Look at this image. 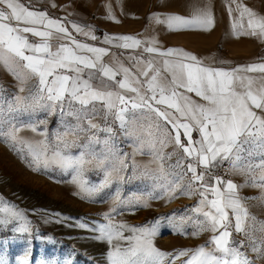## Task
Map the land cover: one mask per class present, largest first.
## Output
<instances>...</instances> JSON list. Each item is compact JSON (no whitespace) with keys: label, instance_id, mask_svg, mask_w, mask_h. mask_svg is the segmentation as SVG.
Wrapping results in <instances>:
<instances>
[{"label":"snow or ice","instance_id":"6c2138e0","mask_svg":"<svg viewBox=\"0 0 264 264\" xmlns=\"http://www.w3.org/2000/svg\"><path fill=\"white\" fill-rule=\"evenodd\" d=\"M228 11L235 35L264 40V15L242 0H229ZM153 18L175 31L208 30L214 24L206 7L194 9L189 17L169 14L161 19L154 14ZM71 29L64 19L52 18L23 0H0V65L17 81L18 92L27 93L11 100L0 95V106L7 103L11 113L59 109L62 117L71 118L63 119V131L52 135L39 129L44 120L0 119V140L33 171L55 167L71 175V182L89 197L123 180L129 167L134 173L140 170L134 159L138 154L150 155V163L158 165L156 171L172 179L160 184L159 190L136 197L137 205L148 207L152 199L172 200L180 195L199 197L190 209L192 215L180 217L178 230L188 235L183 226H191L193 237L211 235L204 244L174 252L154 244L159 220L136 227L115 222L106 213L108 222L93 231L98 232L96 239L110 245L109 264H176L178 260L181 264H255L248 249L264 260V221L249 211L248 198L240 195L245 186L258 188L257 199L264 202V62L215 67L182 49L161 50L154 38L145 43L129 35H106L105 44L124 49L143 46V53L159 57L129 55L126 66L109 48L73 35L97 40L90 26L72 22ZM109 55L112 60L106 62L104 57ZM24 130L41 138L24 137ZM120 137L132 142L131 154L120 148ZM169 147L172 151H166ZM72 148L78 152L73 154ZM173 157L175 162L167 168L175 171L168 172L165 161ZM225 163V175L243 176V184L216 171ZM93 170L103 173L98 184L85 178ZM143 174H151L147 165ZM113 199L117 205L124 203L118 190ZM0 213L4 214L0 224L23 220L13 230L29 231L24 213L15 205L0 201ZM237 234L244 239L237 240ZM0 264L8 261L0 258ZM18 264L28 261L20 257Z\"/></svg>","mask_w":264,"mask_h":264},{"label":"rangeland","instance_id":"374dc122","mask_svg":"<svg viewBox=\"0 0 264 264\" xmlns=\"http://www.w3.org/2000/svg\"><path fill=\"white\" fill-rule=\"evenodd\" d=\"M203 1L206 2V0H120L128 12L139 8L144 15L178 14L180 2L181 8L187 14H192L194 9L201 8L200 3ZM205 7L210 10L209 6ZM0 86L4 89L0 95L6 100H11L16 94H27L18 92L17 81L2 65ZM0 107L3 109L0 112V119H11L14 116L17 122L25 123L44 120L45 124L39 125V129H46L50 135L63 131V119H71L62 117L59 109L54 112L36 110L11 113L7 103ZM21 135L33 139L41 138L30 130L22 131ZM117 143L123 152L132 153L130 140L120 137ZM71 151L76 154L78 149L72 148ZM166 151H172L171 147ZM134 159L140 170L134 173L129 167L123 173V180H116L95 196L89 197L71 182V175L55 167L48 171L43 169L33 171L9 144L0 140V201L15 205L21 210L29 227L28 232L22 233L13 229L23 224V220L0 224V258L8 261V264H18L20 257H24L28 264H43L44 261L53 260L58 261V264H109L107 252L110 245L106 240L96 239L98 232L93 231L100 224L108 222L106 213H111L115 222L136 227L150 226L159 220V231L154 238V244L163 251L174 252L204 244L211 233L204 232L193 237L191 226H183L188 235L181 234L178 230L181 226L180 217L192 215L190 209L197 204L198 196L180 195L172 200L152 199L148 202V207L135 203L136 197L154 189L159 190L158 186L172 177L165 178L157 172L158 165L150 163L152 159L150 155L138 154ZM131 162L130 158L129 164ZM174 162L175 157L171 161H165L166 171H175L167 168L169 163ZM145 165L148 166L150 175L143 174ZM85 178L93 184H98L103 179V173L98 170L89 171ZM226 179H232L237 184H243L245 181V177L232 174ZM117 190L124 201L123 204L114 203L113 198ZM240 195L248 198L246 204L249 211L258 220L264 221V202L257 199L261 195V190L245 186L240 189ZM113 207L116 208L115 212L111 211ZM3 218L4 214L0 213V219ZM80 224L87 227L82 228ZM125 235L130 233L125 232ZM235 238L244 239L238 234ZM26 252L30 255L25 256ZM248 254L255 264H264V260L257 259L250 249ZM176 264H181V261L178 260Z\"/></svg>","mask_w":264,"mask_h":264},{"label":"crops","instance_id":"0c3cea01","mask_svg":"<svg viewBox=\"0 0 264 264\" xmlns=\"http://www.w3.org/2000/svg\"><path fill=\"white\" fill-rule=\"evenodd\" d=\"M35 10L46 11L52 18L64 19L71 29V23L81 26H99L107 36L129 35L147 43L155 39L156 47L161 50L178 48L196 55L205 64L231 68L237 65L264 62V40L249 35H235L232 28V17L229 15V0H206L200 3L201 8L210 7L214 24L208 29L189 28L169 30L166 24L157 23L154 14L144 15L139 8L124 9L120 0H23ZM242 3L260 15H264V0H242ZM55 5L53 7L52 5ZM178 15L189 17L179 3ZM233 8L235 4L231 5ZM161 19L167 15H159ZM82 42L91 44V39L73 32ZM33 41L39 38L31 37ZM101 46L109 48L111 53L128 64L129 55H139L148 58H159L156 54L143 53V46L137 49L117 48L103 43ZM55 43V42H54ZM92 45V44H91ZM111 62L112 56L104 57ZM224 62V63H221ZM198 99V98H197ZM194 133V137H195Z\"/></svg>","mask_w":264,"mask_h":264},{"label":"built area","instance_id":"2783aa9c","mask_svg":"<svg viewBox=\"0 0 264 264\" xmlns=\"http://www.w3.org/2000/svg\"><path fill=\"white\" fill-rule=\"evenodd\" d=\"M93 34L97 37V40H91L90 43L92 45L101 46V40L106 36V33L104 30H102L99 26L94 27ZM228 168V164L225 163L222 168L217 169L216 171L222 175L225 176V179L228 177V175H225L224 169Z\"/></svg>","mask_w":264,"mask_h":264}]
</instances>
